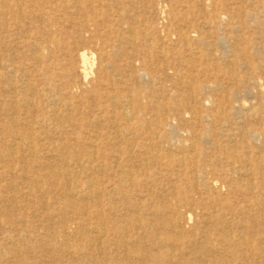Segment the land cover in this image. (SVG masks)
I'll use <instances>...</instances> for the list:
<instances>
[{"label": "rangeland", "instance_id": "374dc122", "mask_svg": "<svg viewBox=\"0 0 264 264\" xmlns=\"http://www.w3.org/2000/svg\"><path fill=\"white\" fill-rule=\"evenodd\" d=\"M85 16L94 22L83 26ZM0 22V144L14 140L9 129L28 135L31 127L40 146L0 147V264H92V239L107 244L95 216L114 219L113 176L108 149L84 145L92 130L108 135L113 125L167 140L149 154L158 166L153 193L140 194L167 206L183 237L200 243L214 219L203 214L240 200L262 214L251 204L264 207V0H0ZM78 47L92 54L86 79ZM69 82L73 93L62 87ZM110 84L114 96L105 99ZM180 151L187 164H170ZM176 179L206 189L208 210L174 207L184 195ZM129 212L151 221L138 207ZM155 225L142 243L151 228L164 231ZM165 232L173 234L170 225Z\"/></svg>", "mask_w": 264, "mask_h": 264}, {"label": "bare ground", "instance_id": "6f19581e", "mask_svg": "<svg viewBox=\"0 0 264 264\" xmlns=\"http://www.w3.org/2000/svg\"><path fill=\"white\" fill-rule=\"evenodd\" d=\"M92 22H94L93 18L85 16L81 24L86 26ZM117 26L120 25L118 24ZM0 28L5 29L6 27L1 23ZM118 30L120 31V28ZM75 52L76 59L74 61L77 65L76 67L80 70V73L84 75V79H86L92 54L85 52L83 47H78ZM169 66L168 69L174 72L177 71L176 67L172 65ZM110 85L111 87L109 90L103 94L105 99L114 96L111 92L113 84ZM62 87L71 93L76 90V85L72 82L62 84ZM122 97L126 98L128 96L122 95ZM133 98H135V96ZM128 123V121H125V127L123 129H126ZM113 126V131L108 135L92 130L94 140L84 145L87 150H100L101 146L108 149L107 166L110 168L113 176L109 181L111 185L110 192L113 193V196L116 194L118 195V198L111 195L107 199L109 204L108 212L113 215V222L110 221L108 217H106V219L100 217V212L95 216V223H97L98 226H106L105 237L107 239V244L103 247L100 238L97 237L92 239L93 247L89 249V255H91L89 257L90 263L252 264L255 263L254 260L256 257L264 259V254L262 253L264 250V207L261 206L260 202L254 201L251 204V207H257L258 213H262L258 216L251 214V210L247 209L248 205L242 203L246 202V199L240 200V204L231 203L223 206L220 210L218 209L219 211L216 209L218 213H212V217L207 213L203 214L202 217L204 221L210 218L214 219L212 223L208 225V228L205 229L200 243L192 241L189 239V236L183 237L179 222H169V220H167L169 213L167 214L164 209L165 207L167 208V206L162 203H154L153 205L151 200L154 201L155 198L149 199L146 197L149 202H145L144 197L140 194L142 188L153 193L152 186L156 185L155 173L158 166L156 162L154 163V159L149 157V154L151 153V149H154L152 151L156 152L162 151L165 147L163 144L167 143V140H164V137L160 134H153L150 136V134L145 135L137 131L120 130L119 127ZM9 133L14 140L7 145L1 143L0 147L2 150H6L9 153L15 150H24L26 152L40 150V146L37 143L38 137L35 136L31 127L28 135H21L13 129H9ZM81 133L84 134V131H81ZM100 139H102V142H100ZM0 156H3L2 151H0ZM174 163H178L180 166L187 164L185 156L182 155V151L175 152V154L173 153L170 164ZM233 163L234 162L229 161L226 162L225 165L229 167L227 171L237 173L234 170ZM150 164L152 169L148 170ZM207 166L211 165L208 164ZM114 177L116 179H114ZM232 180L231 177H226V181L230 183V185L233 184ZM174 182H177L173 184L174 190L184 194L181 198L175 199L173 204L174 207L177 208L184 203L190 202L197 205V208L208 210L203 205V198L207 192L206 189L193 183L192 185L182 186L178 183L177 179L174 180ZM127 189H130V193H128ZM230 193L235 196L240 195L236 190H230ZM195 195L197 199L193 198ZM146 205L150 208V212H145V210H147ZM130 207H138L141 211L143 210L142 216L151 217V221L148 220L150 221L148 223V221H144V217L138 218L133 216L129 212ZM222 211H226L227 214H229V220L223 218L224 215ZM151 225L159 226V228L164 231L165 225H170L173 234L169 235L167 232L164 233V231L157 233V228H151V232L149 233L151 242L142 243L141 238L145 234L144 228L145 226ZM95 234L98 235L97 229ZM29 238L30 237H28V239ZM133 246H137L140 251H144V254L139 250L131 251L130 248ZM253 248H255V251H253ZM11 252L19 257V251L12 249ZM9 264H19V261L14 260Z\"/></svg>", "mask_w": 264, "mask_h": 264}]
</instances>
